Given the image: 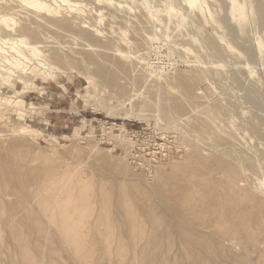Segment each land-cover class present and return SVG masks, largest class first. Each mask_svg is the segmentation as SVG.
<instances>
[{
	"label": "rangeland",
	"instance_id": "rangeland-1",
	"mask_svg": "<svg viewBox=\"0 0 264 264\" xmlns=\"http://www.w3.org/2000/svg\"><path fill=\"white\" fill-rule=\"evenodd\" d=\"M182 1L60 4L56 19L98 25L99 49L0 0L14 20L3 38L55 62L28 64L24 80L0 62V264H264V214L242 195L264 202V0H237L241 15L229 0Z\"/></svg>",
	"mask_w": 264,
	"mask_h": 264
},
{
	"label": "bare ground",
	"instance_id": "bare-ground-1",
	"mask_svg": "<svg viewBox=\"0 0 264 264\" xmlns=\"http://www.w3.org/2000/svg\"><path fill=\"white\" fill-rule=\"evenodd\" d=\"M18 1H20V2H22L23 4H25V6H27V8L28 9H31V10H33L34 12H36L37 14L36 15H40V16H43L42 18H44V16H51V17H54V18H52V19H50V18H45V20H46V22L47 23H51L52 25H54V26H56V28H59V29H61V30H64V31H67V32H78L79 33V35L81 36L80 38H81V40H80V46L81 45H84V47L85 46H90V45H94V46H97L98 48L99 47H101V48H104L106 45H107V43H104V42H101L100 41V39H99V36H100V34H102L101 32V29L100 28H98V25L97 24H84L85 23V21H79V22H75L73 19H67V18H62V19H56V17H59V13H60V8H59V6H60V4H64V6L66 5V6H68V9H72V8H74V7H76V6H78V5H86V3L84 4H81V0H18ZM94 4H95V6H100L102 3L101 2H103V0H91ZM90 2V1H89ZM110 2V1H109ZM112 3H115L116 4V6H119V5H121L120 3H118V2H113V1H111ZM182 2H184L185 3V5L188 7V8H192V9H194V8H196V10L198 11L199 9H201V7H202V3H203V0H183ZM229 2H230V13L232 14V15H234L235 13H237L238 12V15H241V14H243L242 13V10H241V5L239 4V2L237 1V0H229ZM11 3V2H10ZM89 4V3H88ZM94 4H90L92 7H94L93 5ZM204 4V3H203ZM21 5V4H20ZM90 5L89 6H87V7H90ZM122 6V5H121ZM120 6V7H121ZM22 7V6H21ZM83 7V6H82ZM85 7V6H84ZM86 7V8H87ZM92 7H91V11H92ZM103 7V6H102ZM78 8V7H77ZM105 8V7H104ZM168 8V7H167ZM169 8L171 9V5L169 6ZM173 8H175L176 9V7H173ZM8 9V8H7ZM76 8H74V10H75ZM80 9H81V7H80ZM11 10H15V9H11ZM10 10V11H11ZM73 10V9H72ZM83 10V9H82ZM99 10V9H98ZM203 10V9H202ZM76 12H77V9L75 10ZM87 11V10H86ZM85 11V12H86ZM90 11V12H91ZM207 10L205 9V12H206ZM13 12V11H12ZM16 12V11H15ZM87 12H89V11H87ZM95 12V11H94ZM98 12V15H99V18H98V16H97V18H98V21H100L101 19H102V17H101V13L99 12V11H97ZM174 12V11H173ZM175 12H176V10H175ZM209 12V11H208ZM14 13V12H13ZM81 13V12H80ZM79 13V14H80ZM96 13V12H95ZM112 13L113 14H115L113 11H112ZM207 13V12H206ZM84 14V12L82 13V15ZM111 14V13H110ZM175 14V13H174ZM203 14V13H202ZM211 15V13H207V15ZM8 15V14H7ZM7 15H1L0 16V30L2 31V36L0 35V53H3V54H5L6 52H8V51H10V52H12V53H7V54H5V55H3V54H0V62L1 63H3V64H1L2 66H3V68H2V70H4L5 71V75L7 76V77H11V76H14L15 74V76H17L20 80L21 79H23L22 78V73H24L25 72V69L27 68V66H28V64H34L35 66H37V67H39V68H44V69H47V70H50L51 68H53V66H55L54 64H55V62H53L52 60H47V59H45V58H41V59H39V60H37L36 62H30V59H29V57L32 55V54H35V51H36V46L35 45H31V44H28V45H26V46H23L22 48H20V43H22V39L23 38H18V39H16V41H13V40H11V39H9V38H6V37H4L3 38V35H6L7 34V31H11L12 30V26L14 25V20H13V18L12 17H8ZM38 15V16H39ZM177 15V14H176ZM183 15V14H182ZM209 15V17L210 18H212L211 16ZM84 16V15H83ZM112 16H114V15H112ZM175 16V15H174ZM181 16V15H180ZM203 16V15H202ZM67 17V16H66ZM176 17V16H175ZM183 17V16H182ZM208 17V18H209ZM184 18V17H183ZM117 19V18H116ZM177 19V18H176ZM85 20V19H84ZM178 20V19H177ZM206 20V19H205ZM29 21V20H28ZM32 20H30V22H31ZM114 21H116V20H114ZM29 22V23H30ZM42 22V21H41ZM178 22V21H177ZM180 22V21H179ZM117 23V22H116ZM31 24V23H30ZM36 24H39V21L38 22H36ZM40 25V24H39ZM43 25H45V24H43ZM30 27V26H29ZM29 27L25 24V23H23V25H21L19 28H18V30L17 31H20V32H31V30L29 29ZM31 27H32V25H31ZM111 28V27H110ZM187 28V27H186ZM184 29V28H183ZM191 30V29H190ZM14 32H15V30H13ZM187 31V30H186ZM185 31V32H186ZM112 32V31H111ZM110 32V33H111ZM9 33V32H8ZM188 33V32H187ZM71 34V33H70ZM74 34V33H73ZM189 34V33H188ZM194 34V33H193ZM14 35V34H13ZM77 35V34H76ZM78 35V36H79ZM96 35H98V37L96 36ZM122 35V34H121ZM19 36V35H18ZM109 36V35H108ZM189 36V35H188ZM193 36V35H192ZM191 37V36H190ZM194 37V36H193ZM192 37V38H193ZM14 38V37H13ZM120 38V37H119ZM146 38V40H147V42H149L151 45L150 46H152V45H154L155 44V42H156V40H157V38L156 37H153V36H150V35H148V36H146L145 37ZM191 38V39H192ZM126 40V39H125ZM193 41H194V43H195V39H192ZM145 41V40H144ZM158 41V40H157ZM17 42H19V45H17ZM160 42V41H159ZM193 43V44H194ZM116 44V43H115ZM126 44V43H125ZM124 44V45H125ZM156 45V44H155ZM256 45H257V47H258V49L260 50V47H261V42H260V39L258 40H256ZM115 46V45H114ZM113 46V47H114ZM128 46V45H127ZM176 46V45H175ZM109 47V46H108ZM116 47V46H115ZM153 47H155V46H153ZM94 48V47H93ZM118 47H116V50H119L120 51V49H117ZM6 49H8V50H6ZM89 49H91V47L89 48ZM100 49V48H99ZM98 49V50H99ZM262 49V48H261ZM95 50H96V48H95ZM103 50H105V49H103ZM151 50V49H150ZM184 50H185V48H184ZM183 50V51H184ZM78 51V50H77ZM101 51V50H100ZM112 51V50H111ZM119 51H116L115 53H117L118 52V54H119ZM79 53V52H78ZM109 53H111V52H109ZM121 53V52H120ZM105 55L107 54V52L106 53H104ZM104 54L103 53H100V52H98L97 51V53L95 54V55H100V56H104ZM112 54V53H111ZM122 54L123 53H121L120 55L122 56ZM124 55V54H123ZM107 56H108V54H107ZM84 57H86V59H85V62L86 63H99L100 64V62L99 61H96L95 60V56H93L91 53H86L85 54V56ZM110 57H111V55H110ZM112 57H113V55H112ZM114 57L115 58H117V55L115 56L114 55ZM118 59V58H117ZM116 59V60H117ZM103 60V59H102ZM112 60V59H111ZM115 61V60H114ZM193 64V63H192ZM1 72V71H0ZM22 75V76H21ZM1 76H2V74H1ZM24 77V76H23ZM2 78H4V77H2ZM17 79V78H16ZM18 80V79H17ZM20 80H18V81H20ZM24 80V79H23ZM21 82V81H20ZM23 83H26V81H24ZM13 102H15V103H18L19 101H13ZM14 103V104H15ZM13 104V105H14ZM19 104H20V102H19ZM215 106V105H214ZM217 108V107H216ZM203 113V112H202ZM206 124H207V122H206ZM210 124V123H209ZM207 126H209V125H207ZM119 128L122 130V131H126L125 130V128H123V126L122 125H119ZM20 130H22V129H25V127H20L19 128ZM193 129V128H192ZM197 147V146H196ZM190 153V152H189ZM195 154H197V153H195ZM195 154H191V157H195L196 155ZM214 155V154H213ZM199 157V156H198ZM220 157V156H219ZM203 166V165H202ZM51 174V173H50ZM54 176V175H53ZM225 176H227V175H225ZM50 177V176H49ZM52 177V176H51ZM230 177H231V175H230ZM55 178H57L56 176H55ZM54 178V179H55ZM51 178H49V180H50ZM223 179H224V177H223ZM44 180V179H43ZM53 180V179H52ZM173 180V179H172ZM225 180V179H224ZM58 181L60 182L61 180H59L58 179ZM182 181V180H181ZM225 181H227V179L225 180ZM229 181H231V179H229ZM51 182V181H50ZM54 182V181H53ZM56 182V181H55ZM47 183V182H46ZM58 183V182H57ZM61 183V182H60ZM59 183V184H60ZM224 183V182H223ZM227 183V182H226ZM231 183V182H230ZM235 183V182H234ZM48 184H49V181H48ZM56 184V183H55ZM54 184V185H55ZM59 184H58V186H59ZM225 184V183H224ZM223 184V185H224ZM228 184V183H227ZM50 185V184H49ZM49 185H47V186H49ZM222 185V186H223ZM230 185V184H229ZM235 185H237L236 183H235ZM52 186H53V184H52ZM51 185H50V187H52ZM227 186L228 185H225V187L227 188ZM239 186V185H238ZM238 186H236V189H237V187ZM44 187V186H43ZM60 187H61V184H60ZM63 187V186H62ZM200 187H202V185H200ZM231 187H234V185H231ZM240 187V186H239ZM46 188V187H45ZM44 188V189H45ZM54 188V187H53ZM59 188V187H58ZM57 188V189H58ZM213 188V187H212ZM51 189V188H50ZM55 189H56V186H55ZM190 189V188H189ZM200 189V188H199ZM204 189V188H203ZM229 189H230V187H229ZM241 189V188H240ZM251 189H254V188H251ZM47 190V189H46ZM54 190V189H53ZM61 190H64V189H61ZM66 190H67V188H66ZM195 190V189H194ZM201 190V189H200ZM225 190V189H224ZM224 190H223V192H224ZM244 189L242 188V192H246V190L245 191H243ZM248 190V189H247ZM256 190V189H255ZM48 191V190H47ZM52 191V190H51ZM55 191V190H54ZM54 191H52L51 193H52V195H53V197H57L58 198V196H57V191H56V193H54ZM196 191H197V189H196ZM203 191L204 190H202V192H200V191H198L199 193H203ZM205 191H206V189H205ZM211 191V190H210ZM210 191H209V194L211 195V193H210ZM230 191V190H229ZM233 191H235V190H233ZM232 190H231V192H229L228 194L230 195V193L231 194H233L232 192H233ZM252 191V190H251ZM254 191V190H253ZM46 192V191H45ZM59 192V191H58ZM60 192H62V191H60ZM222 192V193H223ZM227 192H228V188H227ZM249 192V191H248ZM262 192V191H261ZM66 193V192H65ZM194 193H196V192H194ZM199 193H197V194H199ZM221 193V194H222ZM225 193V192H224ZM239 193V192H238ZM240 193H241V190H240ZM253 193V192H252ZM252 193H244V194H242V195H244L243 197L245 198V200L247 201V202H253L254 203V205H253V207L255 206L256 208H258V210H259V208L261 209V210H259V215L260 216H262L264 213H263V211H264V202H263V200H262V202H261V200H258L257 199V197L255 198L253 195H255V192L253 193V195H252ZM257 193V192H256ZM64 194V193H63ZM190 194V193H189ZM226 194V193H225ZM224 194V195H225ZM262 194V193H261ZM60 195V194H59ZM70 195V194H69ZM217 195V194H216ZM218 195H219V193H218ZM224 195H222V198H223V196ZM236 195H237V193H236ZM239 195V194H238ZM238 195H237V198H239V202H240V197H241V194L239 195V197H238ZM203 196H205V194L203 195ZM202 196V197H203ZM233 196V195H232ZM200 196L198 195V198H199ZM189 196H186V198H185V201L186 202H188V200H189ZM204 198H207L208 199V201H209V198H210V196H209V198L207 197V196H205ZM203 198V199H204ZM211 198H213L212 196H211ZM218 198V197H217ZM220 198V197H219ZM218 198V199H219ZM221 198V199H222ZM224 198H225V196H224ZM227 198H230L229 196H227ZM231 198H233V197H231ZM230 198V199H231ZM236 198V199H237ZM259 198V197H258ZM67 200L69 199V196L66 198ZM176 199H177V197H176ZM190 199H192V197L190 198ZM203 199H200V200H203ZM217 199V201L219 202V200ZM260 199V198H259ZM212 200V199H211ZM224 199H222V201H223ZM234 200H235V197H234ZM233 200V205L235 204L234 202H236V201H234ZM196 200L194 199V202H195ZM214 201V200H213ZM225 201L227 202V200H224L223 201V203H225ZM245 201V202H246ZM200 202H202V201H200ZM199 202V203H200ZM207 202V201H206ZM214 202H216V201H214ZM230 201L228 200V203H229ZM239 202H237V203H239ZM245 202H243L242 201V203H245ZM246 202V203H247ZM196 203V202H195ZM194 203V204H195ZM198 203V202H197ZM203 203V202H202ZM210 202H208V204H209ZM228 203H227V205H228ZM241 203V202H240ZM252 203V204H253ZM204 204H206L207 205V203H204ZM204 204H202V205H204ZM214 204V203H213ZM212 204V205H213ZM248 204V203H247ZM249 204H251V203H249ZM186 205H188V204H186L185 203V207H186ZM217 204H215V206H216ZM225 205H226V203H225ZM237 205V204H236ZM189 206V205H188ZM195 206H199V205H195ZM219 206L221 207L222 205H221V202H220V204H219ZM238 206V205H237ZM244 206H246V207H244V208H247L248 206L247 205H244ZM252 206V205H251ZM251 206L250 207H248V208H251ZM41 207H42V209H43V211L45 212V213H53V211L51 212V209L53 208V207H51L50 206V204L45 200V201H43L42 202V205H41ZM194 206H193V204H192V207H190V208H193ZM200 207H202V206H200ZM204 207V206H203ZM202 207V208H203ZM208 207V206H207ZM231 207H232V205H231ZM198 208V207H197ZM209 208V207H208ZM213 208V207H212ZM235 208V207H234ZM239 208H241V207H239ZM54 209V208H53ZM57 209V210H56ZM221 209H222V207H221ZM55 210H56V212L57 213H60L59 215H61L62 216V218H60V219H62V220H64V219H71V218H69V214H68V206H67V204L65 203V202H63L62 204H60L59 206H57L56 208H55ZM199 210H201V209H199ZM204 210H205V208H204ZM212 210V209H211ZM219 209H217V211H218ZM247 210L248 209H246V212H247ZM203 211V210H202ZM221 211V210H220ZM238 211V210H237ZM241 211V210H240ZM56 212H55V215H56ZM199 212V211H198ZM225 212V211H224ZM224 212H222V213H224ZM249 212H252V211H250L249 210ZM258 212V211H257ZM256 212V213H257ZM201 213V212H200ZM214 213V212H213ZM217 213H219V212H217ZM221 213V212H220ZM222 213H221V215H222ZM228 213V212H227ZM226 213V214H227ZM233 213H235V211H233ZM237 213V212H236ZM244 213V212H243ZM255 213V212H254ZM72 214V213H71ZM201 214H203V213H201ZM212 214V213H211ZM240 214H241V212H240ZM251 214V213H250ZM249 214V215H250ZM196 215H199V213L197 214L196 213ZM214 215V214H213ZM221 215H220V217H221ZM245 215V214H244ZM248 214H246V217H248L247 216ZM255 215V214H254ZM50 216H52V214L50 215ZM204 216V215H203ZM202 216V217H203ZM214 216H217V215H214ZM250 216H252L253 217V215H250ZM249 216V217H250ZM196 217V216H195ZM201 217V218H202ZM227 217V215H225V217L223 216V218L225 219ZM242 217H244V219H245V216H242ZM252 217H251V219H252ZM264 217V216H263ZM219 218V217H218ZM241 218V217H240ZM255 218H256V216H255ZM196 219H197V217H196ZM198 219H199V216H198ZM203 219V218H202ZM201 219V220H202ZM263 219V218H262ZM200 220V221H201ZM242 220V219H241ZM254 220V219H253ZM256 220H257V218H256ZM264 220V219H263ZM65 221L66 220H64L63 222L65 223ZM71 222H74V221H72V219L70 220ZM203 221H205V220H203ZM202 221V222H203ZM243 221V220H242ZM252 221V220H251ZM61 222V221H60ZM63 222H61V223H63ZM198 222V221H197ZM257 222H260V221H257ZM261 222H263V221H261ZM215 223V222H214ZM242 223H244V222H242ZM246 223V222H245ZM264 223V222H263ZM262 223V224H263ZM218 224V223H217ZM220 224V223H219ZM234 224V223H233ZM214 225V224H213ZM216 225V224H215ZM241 225V224H240ZM245 225V224H244ZM261 225V224H260ZM264 225V224H263ZM256 227V226H255ZM258 228H259V226H258ZM264 228V227H263ZM263 228H261V229H263ZM244 229V228H243ZM242 229V230H243ZM250 229H252V226L250 227ZM255 231H256V229H254ZM258 230V229H257ZM264 230V229H263ZM229 231V230H228ZM252 231V230H251ZM245 232V231H244ZM262 233V232H261ZM247 235V234H246ZM249 235V234H248ZM262 235V234H261ZM251 236V235H250ZM258 236H260V235H258ZM249 237V236H248ZM256 240V239H255ZM250 241H251V239H250ZM253 241V240H252ZM257 243V242H256ZM261 244H262V242H260ZM259 245V244H258ZM260 246V245H259Z\"/></svg>",
	"mask_w": 264,
	"mask_h": 264
}]
</instances>
